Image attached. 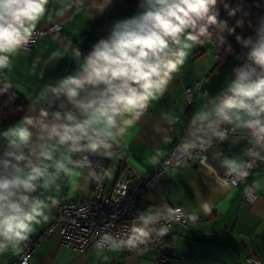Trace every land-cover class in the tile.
I'll list each match as a JSON object with an SVG mask.
<instances>
[{
  "label": "clouds",
  "instance_id": "1",
  "mask_svg": "<svg viewBox=\"0 0 264 264\" xmlns=\"http://www.w3.org/2000/svg\"><path fill=\"white\" fill-rule=\"evenodd\" d=\"M48 4L49 0H0V71L9 69L13 59L28 48ZM216 4L217 0H141L136 14L116 20L107 37L93 45L77 72L50 87V92L57 99L66 98L73 110L63 115L54 113L52 121H48L49 113L41 110L39 116L25 115L0 131L4 141L0 153V248L9 244L18 247L28 241L41 218L46 219L49 204L32 194L41 187L49 188L53 182L50 167L68 174L73 171L68 165L87 164L86 157L73 161L72 153L99 149L111 153L128 127L138 122L150 102L166 90L187 56L186 49L210 38V28L215 27L218 33L227 29L226 22L218 20V11H213ZM249 27L253 35L237 36L236 40L248 50L252 63L234 67L235 78L227 92L209 99L193 114L188 137L178 149L186 153L203 149L214 138L224 140L229 132L242 129L251 145L248 153L260 157L257 149L264 150V16L255 24L249 22ZM76 55L80 56L79 50ZM37 141L38 152L33 148ZM61 147L57 159L55 153ZM181 162L183 159L177 161ZM223 167L226 176L234 177L233 186L235 177L249 175L236 160H225ZM250 191L246 190V195ZM158 210L140 212L126 238L114 240L105 234L97 247L108 242L113 250L135 249L153 232L167 234L173 220L194 223L199 219L195 212L178 209L169 218L159 215ZM199 211L211 214L213 207L204 203ZM157 224L161 225L158 230Z\"/></svg>",
  "mask_w": 264,
  "mask_h": 264
},
{
  "label": "crops",
  "instance_id": "2",
  "mask_svg": "<svg viewBox=\"0 0 264 264\" xmlns=\"http://www.w3.org/2000/svg\"><path fill=\"white\" fill-rule=\"evenodd\" d=\"M140 3L141 0H82L79 4L76 0H49L47 14L37 25L60 22L66 35L38 37L32 49L22 50L9 69L0 71L3 81L30 104L19 120L25 115L39 116L41 110H46L48 121H52L54 113L63 115L73 110L66 98L57 99L50 92V87L77 72L93 45L100 38L107 37L113 23L136 14ZM186 51L182 66L173 74L166 90L150 102L138 122L128 127L119 146L109 154L103 149L95 152L105 159L103 181L106 191L128 168L143 177L153 173L179 136L184 134L188 137L193 114L209 99L227 92L235 78L233 68L240 66L236 57L213 69L217 54L210 42L193 44ZM247 51L239 45L238 56L247 55ZM188 86L192 89V104L188 103L185 91ZM12 124H0V131ZM248 143L246 138L230 137L209 149L210 159L218 165H223L225 160H236L242 164ZM3 144L4 141L0 140V153ZM39 144L37 141L33 145L34 151H39ZM62 151L61 147L55 158H60ZM71 156L73 161H81L78 153ZM68 167L73 169L68 174L50 167L53 182L49 188L41 187L32 194L45 200L49 206L44 212L46 219L41 218L29 240L37 237L52 221L55 213L51 203L53 199L80 201L88 196L91 180L83 164ZM248 189L257 193L251 204L244 199ZM204 203L212 205L211 214L199 211ZM136 204L142 210L181 206L184 213L195 212L199 219L186 225L172 223L159 247H146L135 254L97 246L82 253L61 245L60 235L56 232L35 247L29 257L30 263L250 264L246 260L248 254L264 259V151L260 152L257 167L237 186L213 178L196 164L195 157H191L171 168L162 181L143 187ZM19 253L20 245L9 244L0 250V264H12Z\"/></svg>",
  "mask_w": 264,
  "mask_h": 264
},
{
  "label": "built area",
  "instance_id": "3",
  "mask_svg": "<svg viewBox=\"0 0 264 264\" xmlns=\"http://www.w3.org/2000/svg\"><path fill=\"white\" fill-rule=\"evenodd\" d=\"M42 35L65 36L66 32L62 23L56 21L37 25L33 33L32 42L28 45L26 50L32 49L38 37ZM195 84L198 85V83ZM185 91L187 93L188 103L192 104L191 87H186ZM243 131L242 129H238L235 133L229 132L226 139L230 137L246 138L242 135ZM186 138L184 134L179 136L167 155L160 162L158 168L149 176L143 177L132 168H128L126 169V173H120L115 178L108 191L105 190L103 181L104 157L91 151L77 152L81 161H83L85 157L87 158V164H83V166L91 180V189L88 196L86 199L80 201L71 200L64 202L53 199L56 203L52 204L55 208L52 221L41 230L37 237L21 243L18 258L12 264H31L29 257L35 247L39 245L42 240L56 232L60 235L61 245L82 253L86 252L92 246H97V242L101 241L105 234L111 235L114 240L126 238V234L132 222L140 212L144 211L136 204V199L140 190L143 187L152 186L162 181L171 168L182 163H177V161L181 159H183V162H186L191 157H195L196 164L203 168L213 178L220 179L224 182L227 181L228 185L233 186L231 181L234 177L226 176V169L223 165L212 162L208 152L212 146L218 145L226 139L219 140L214 138L210 146H205L203 149L197 148L190 151V153H186L182 149H178V145H181ZM250 147L251 145L248 143L247 150ZM257 151L262 152L264 150L257 149ZM242 164L245 166V170L249 171L250 174L258 165V157L250 155L247 151ZM249 165L251 167H248ZM247 177L244 179L235 177V179H237L235 186H237L239 182L245 181ZM123 193H125V195ZM256 198L257 193L253 190L248 192L247 195L246 192L244 193V199L249 204ZM158 209L159 215L169 218L175 216L178 209L183 212L181 206ZM174 222L173 220L172 223ZM161 223H163V221H161ZM179 224L186 225L187 223L180 222ZM160 226L161 225L157 224L155 228L158 230ZM164 237L165 235L159 236L156 232H153L145 244L139 245L137 248L131 250L127 248L120 249L125 254H135L146 247H159ZM109 247H111L110 244L105 242L103 247L99 248L106 249ZM1 249L3 248H0V250ZM246 260L250 264H264L263 258L253 254H248Z\"/></svg>",
  "mask_w": 264,
  "mask_h": 264
},
{
  "label": "trees",
  "instance_id": "4",
  "mask_svg": "<svg viewBox=\"0 0 264 264\" xmlns=\"http://www.w3.org/2000/svg\"><path fill=\"white\" fill-rule=\"evenodd\" d=\"M213 11H218V20L227 24V29L218 33L215 27L209 31L213 34L210 38H202L204 42H210L217 54L216 62L213 66L217 68L238 57L241 63H252L247 55H239V43L237 36L247 37L253 35L249 22L255 24L258 17L264 16V0H217ZM239 22H242L238 24ZM234 29V31H230ZM8 85L0 77V124L8 125L16 122L22 114L29 108V102Z\"/></svg>",
  "mask_w": 264,
  "mask_h": 264
}]
</instances>
